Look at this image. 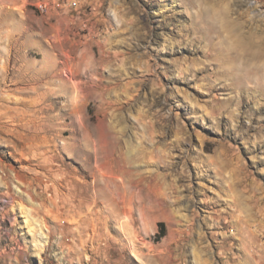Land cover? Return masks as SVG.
<instances>
[{
	"label": "rangeland",
	"instance_id": "rangeland-1",
	"mask_svg": "<svg viewBox=\"0 0 264 264\" xmlns=\"http://www.w3.org/2000/svg\"><path fill=\"white\" fill-rule=\"evenodd\" d=\"M0 264H264V0H0Z\"/></svg>",
	"mask_w": 264,
	"mask_h": 264
},
{
	"label": "bare ground",
	"instance_id": "bare-ground-1",
	"mask_svg": "<svg viewBox=\"0 0 264 264\" xmlns=\"http://www.w3.org/2000/svg\"><path fill=\"white\" fill-rule=\"evenodd\" d=\"M41 6H43V5H41ZM43 8V7H42ZM231 31V29H229L228 30V32H230ZM44 75L46 76V77H50V72H47V73H44ZM47 101H50V99H48ZM39 134V133H38ZM40 136V135H39ZM35 138H40V137H38V136H34L33 137V140H35ZM42 138V137H41ZM44 138V137H43ZM42 138V139H43ZM47 142V141H46ZM161 153V152H160ZM160 155H162V153L160 154ZM126 157H128V161L126 160L125 161V163H126V165H125V163L124 162H118V171H119V173L121 172L124 176H127V177H129V178H132V177H134L136 174H135V172H134V162L133 161H131V155L129 156V154H127V156ZM133 157V156H132ZM127 164L129 165L128 167H127ZM143 180H144V177H142V176H140V178H138V179H131V180H129V183L132 185V186H134V187H136V186H138L139 184L141 185V183L143 182ZM120 183V182H119Z\"/></svg>",
	"mask_w": 264,
	"mask_h": 264
},
{
	"label": "built area",
	"instance_id": "built-area-1",
	"mask_svg": "<svg viewBox=\"0 0 264 264\" xmlns=\"http://www.w3.org/2000/svg\"><path fill=\"white\" fill-rule=\"evenodd\" d=\"M39 7H44V8H48V5H44V6H39Z\"/></svg>",
	"mask_w": 264,
	"mask_h": 264
}]
</instances>
